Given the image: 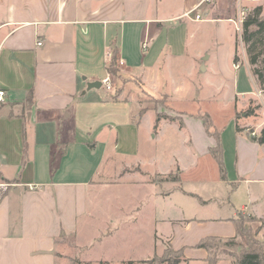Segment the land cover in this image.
<instances>
[{
  "label": "crops",
  "instance_id": "1",
  "mask_svg": "<svg viewBox=\"0 0 264 264\" xmlns=\"http://www.w3.org/2000/svg\"><path fill=\"white\" fill-rule=\"evenodd\" d=\"M197 2L0 0V89L5 91L0 102V180L11 184L0 201V264H69L61 245L76 233L78 219L87 209L89 187L97 175L130 165L159 174L174 169L183 173L211 158L217 167L213 181L231 182L227 212L222 213L223 207L217 203L219 211L212 215L182 222L167 216L166 221L181 228L180 233L167 234L175 248H191L206 236H235L232 219L239 211L259 220L256 235L264 238V144L253 140L238 121L240 130L236 128L235 133L246 137L237 135L229 146L220 136L223 166L225 160L231 162V178L225 166L221 177L210 151L216 139L207 133L204 122L205 132L214 142L206 141L201 150L188 139L194 153L188 167L173 155L167 173L159 171L157 161L149 164L141 158L142 140H149L155 125L152 138L165 124L178 119L158 118L155 122L151 110L140 113L137 99L125 95L128 82L135 81L152 96H165L171 102V86L179 87L176 72L181 81H192L195 95L205 86L212 90L213 98L223 93L224 100L214 101L233 112L236 101L244 102L240 97L256 100L260 94L264 100V83L252 71L245 44L239 58L237 31L226 19L235 17L233 1L211 9L209 20L180 17ZM257 6L264 14L262 3L254 4L253 9ZM209 30L224 50L223 61L217 51L191 47L194 33L205 35ZM108 53L116 56L125 79L120 87L124 88L112 94L103 85L88 87L89 82L106 76ZM243 64L254 87L251 90L241 85ZM248 124L254 122L244 125ZM217 131L220 135L219 128ZM171 190L187 192L177 187ZM213 198L217 197L199 198L200 206L207 208ZM185 249L181 262L207 264L205 249L196 248L193 256H187ZM224 260L232 264V258Z\"/></svg>",
  "mask_w": 264,
  "mask_h": 264
},
{
  "label": "rangeland",
  "instance_id": "2",
  "mask_svg": "<svg viewBox=\"0 0 264 264\" xmlns=\"http://www.w3.org/2000/svg\"><path fill=\"white\" fill-rule=\"evenodd\" d=\"M262 7L264 8V1ZM194 34L190 37L191 47L196 50L206 48L213 52L217 51L220 60L223 61L224 50L218 41L216 43L213 32L209 30L205 35H203V32ZM241 34L242 29L241 32H236L235 38L240 59L245 48ZM233 44L231 43V50ZM193 48H190V50ZM112 54V59L108 64L111 89L102 88L110 94L112 92L117 93L119 89L124 88L120 87L123 80H125L121 74L119 62L117 58L114 59V53ZM240 72L244 75L241 82V85H244L242 88L253 89V84L246 74L244 64L240 68ZM174 77L179 87L171 86V102L165 96H152L147 91L142 90L141 85L135 81L126 83V97L137 99L141 107L140 113L146 109L151 110V117L155 122L158 121V118L162 119V116L166 114L182 115V124L179 120L171 125L167 124L168 126L165 124L161 131H158V136L152 138L157 129L155 125V130L153 128V131L150 132L148 142L142 140L143 154L141 158L147 160L149 164L157 161L156 167L159 171L167 173L170 171L173 155L184 166L188 167L194 160V153L191 150L192 144L201 150L206 141H211L213 144L214 139L205 132L203 126L204 119L201 114L205 112H208L207 114L211 118L210 127H214L216 130L219 128L220 136H224L225 143L229 146L233 144L237 135L246 137V134L235 133L236 121L240 126H244H242L243 129L248 132L253 131L257 136L260 129L264 127V100L259 96L260 94H258L256 100L251 97L245 99L240 97L241 101L244 102L237 104L236 101L233 112L231 107H221L217 101H214L224 100L226 97L223 93L214 95L213 98L212 90L207 89L205 86L203 90L199 91V95H195L191 86L192 81H181L178 79L176 72H174ZM205 82L207 80H204ZM198 105L200 108L197 115L195 110H197ZM249 111H252L255 115L248 116L247 112ZM158 115L161 117H158ZM250 120L254 124L244 125L246 121ZM179 126L182 127L181 130H178ZM256 127L257 132L255 131ZM143 131L146 132V130ZM144 137H146L145 134ZM188 139L191 140L192 144L188 142ZM224 166L227 175L231 178V162L227 164L225 160ZM156 167H154V170H156ZM171 167L173 168V166ZM191 169L190 171L185 169L183 173L174 169L168 174H159L143 171L137 166L130 165L109 169L106 174L97 175L95 181L89 187L87 209L85 214L78 219L74 237H66L64 244L61 245L62 250L65 252L63 255L69 258L68 263L128 264L127 261H132L131 264H140L138 263L140 260L152 256L153 253L161 254L167 243L175 248L169 239L170 235L167 234L173 231L175 234L180 233L181 228L166 221L167 216L182 222L193 216L212 215L214 210L219 211L216 208L217 203H221L222 213L227 212V204L231 200V182L226 185L213 181L217 174V167L212 159L204 158L199 162L197 168ZM177 176L181 177L182 181L178 180ZM175 187L183 188L187 192L171 190ZM198 197L204 200L212 197L217 198H213L207 208H202ZM240 215L244 216L241 223L250 232L251 237L262 241L263 238H257L256 235L260 227L259 220L256 217L250 218L248 216L250 214L243 211L236 213V217ZM164 217L165 221L159 222V219L161 220ZM100 234L106 236L98 239ZM158 249L159 251H157ZM185 250L189 251L187 254V251L185 252L187 256H193V252L197 249L191 247ZM219 259L217 264H229L224 259H231V256L221 252ZM179 264L186 263L180 262ZM188 264L203 263L199 260H191Z\"/></svg>",
  "mask_w": 264,
  "mask_h": 264
},
{
  "label": "trees",
  "instance_id": "3",
  "mask_svg": "<svg viewBox=\"0 0 264 264\" xmlns=\"http://www.w3.org/2000/svg\"><path fill=\"white\" fill-rule=\"evenodd\" d=\"M242 41L246 46V52L249 57V61L254 67L252 71L257 75V78L261 84L264 83V14L261 13V7H255L242 24ZM116 56L114 55V59ZM237 60V56L234 57ZM199 111V110H198ZM197 111V115H198ZM142 113V112H141ZM247 115H255L252 111L247 112ZM205 129L208 134L212 135L216 139V145L211 147L210 151L214 155L221 173V177L224 178L225 169L222 160V145L220 142L219 132L210 127L211 118L205 112L201 115ZM158 117H161L158 115ZM169 120L178 119L182 124L181 116L179 114L171 115L166 114L162 116ZM237 130L240 127L236 125ZM253 140L260 144H264V127L259 131L258 136L252 137ZM176 178L180 180V177ZM250 218L254 216L248 215ZM243 215L233 218L235 225V236L222 238L218 236H206L201 238L197 243L193 245L195 248H203L207 251L206 261L207 264H216L219 260V254L224 252L232 258V264H264V238L263 240H257L251 237L250 232L243 226ZM264 225V220L261 221ZM105 235V234H103ZM100 235L99 238H101ZM231 246V247H230ZM185 247L173 248L171 244L167 243L163 248L161 254L153 253L152 256L140 260V264H179L184 259ZM131 264L132 261H127Z\"/></svg>",
  "mask_w": 264,
  "mask_h": 264
},
{
  "label": "built area",
  "instance_id": "4",
  "mask_svg": "<svg viewBox=\"0 0 264 264\" xmlns=\"http://www.w3.org/2000/svg\"><path fill=\"white\" fill-rule=\"evenodd\" d=\"M229 0H198L196 5L183 13L180 17H186L193 21H204L209 20L208 14L211 9L218 7L220 4L224 2H228ZM235 4L236 14L235 17H226V19L232 22L235 25V29L237 32H241L243 21L247 18V16L251 13L254 4L262 3L264 0H232ZM40 44V43H38ZM112 59V55L110 53L105 56L106 62H109ZM235 68L239 66L238 63L233 64ZM102 85L107 89H111V76L110 73L107 72L106 76L101 79ZM5 91L0 89V102L4 101ZM251 136L256 137V133L251 131ZM10 183L6 181L0 180V201L3 199L4 194L8 191Z\"/></svg>",
  "mask_w": 264,
  "mask_h": 264
},
{
  "label": "water",
  "instance_id": "5",
  "mask_svg": "<svg viewBox=\"0 0 264 264\" xmlns=\"http://www.w3.org/2000/svg\"><path fill=\"white\" fill-rule=\"evenodd\" d=\"M102 85L101 81H92L88 83L89 88H99Z\"/></svg>",
  "mask_w": 264,
  "mask_h": 264
}]
</instances>
